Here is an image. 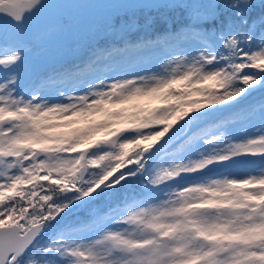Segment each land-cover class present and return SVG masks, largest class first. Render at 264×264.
I'll list each match as a JSON object with an SVG mask.
<instances>
[{
	"label": "snow or ice",
	"instance_id": "obj_1",
	"mask_svg": "<svg viewBox=\"0 0 264 264\" xmlns=\"http://www.w3.org/2000/svg\"><path fill=\"white\" fill-rule=\"evenodd\" d=\"M82 7L0 0V264H264V0Z\"/></svg>",
	"mask_w": 264,
	"mask_h": 264
},
{
	"label": "rangeland",
	"instance_id": "obj_2",
	"mask_svg": "<svg viewBox=\"0 0 264 264\" xmlns=\"http://www.w3.org/2000/svg\"><path fill=\"white\" fill-rule=\"evenodd\" d=\"M73 2L85 5V7L72 11V31L64 36L56 37L52 41L54 47L67 46L73 43L84 31L87 24L99 20L108 15L113 10L116 0H73ZM163 46L145 49L141 52L134 51L127 54L125 61H130V65H141L143 67H155L156 63L165 55Z\"/></svg>",
	"mask_w": 264,
	"mask_h": 264
},
{
	"label": "trees",
	"instance_id": "obj_3",
	"mask_svg": "<svg viewBox=\"0 0 264 264\" xmlns=\"http://www.w3.org/2000/svg\"><path fill=\"white\" fill-rule=\"evenodd\" d=\"M138 52H141V51H138Z\"/></svg>",
	"mask_w": 264,
	"mask_h": 264
}]
</instances>
